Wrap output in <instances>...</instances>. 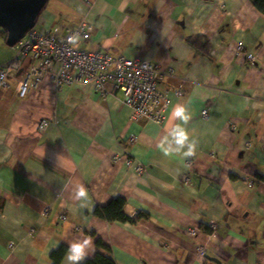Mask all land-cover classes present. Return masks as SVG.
I'll list each match as a JSON object with an SVG mask.
<instances>
[{"label":"crops","instance_id":"0c3cea01","mask_svg":"<svg viewBox=\"0 0 264 264\" xmlns=\"http://www.w3.org/2000/svg\"><path fill=\"white\" fill-rule=\"evenodd\" d=\"M83 22L92 33L76 48L164 71L165 118L130 122L110 85L55 91L45 76L19 99L8 80L0 90V264H52L53 251L83 238L115 264H216L205 256L264 264V15L249 0H48L35 27L62 38ZM14 56L0 38V65ZM177 103L191 112L193 157L156 147ZM42 119L49 125L39 134ZM80 184L83 206L73 199ZM115 198L130 218L148 220L108 225L91 215Z\"/></svg>","mask_w":264,"mask_h":264},{"label":"built area","instance_id":"2783aa9c","mask_svg":"<svg viewBox=\"0 0 264 264\" xmlns=\"http://www.w3.org/2000/svg\"><path fill=\"white\" fill-rule=\"evenodd\" d=\"M62 37L54 32L38 31L35 27L12 49L14 58L0 65V90L7 87L8 80L15 82L14 91L19 99L26 97L36 89L45 76L52 80L55 91L64 86L92 85L97 92H105L107 86L122 95V103L131 115L130 122L150 121L161 123L165 118L167 99L160 92L158 83L164 78V71L154 64L139 58L128 59L124 56L115 57L102 51L80 50L70 44L69 37L76 35L81 42L87 41L92 33L88 23L71 27ZM237 53L243 52L242 44L238 43ZM254 61L252 54L245 56ZM181 96V90H177ZM209 109H202L200 115L207 121ZM49 120L42 119L37 125V132L44 133ZM133 140H130L131 144ZM128 160V159H127ZM132 165L131 160L127 161ZM141 167L136 171L141 173ZM213 230V225L210 226Z\"/></svg>","mask_w":264,"mask_h":264},{"label":"clouds","instance_id":"9594fccd","mask_svg":"<svg viewBox=\"0 0 264 264\" xmlns=\"http://www.w3.org/2000/svg\"><path fill=\"white\" fill-rule=\"evenodd\" d=\"M79 39L73 35L69 37V43L74 44ZM191 112L186 104L177 103L172 108L168 118V124L164 128V135L156 145L164 156H180L182 158L196 155L197 141L190 138L187 125L191 120ZM73 199L80 202L81 206L87 202V189L84 185H77ZM95 253V245L91 238L74 240L69 243L66 254V264H84Z\"/></svg>","mask_w":264,"mask_h":264},{"label":"water","instance_id":"95a60500","mask_svg":"<svg viewBox=\"0 0 264 264\" xmlns=\"http://www.w3.org/2000/svg\"><path fill=\"white\" fill-rule=\"evenodd\" d=\"M48 0H0V31L5 34L4 43L13 48L32 30ZM209 262L219 263L205 256Z\"/></svg>","mask_w":264,"mask_h":264},{"label":"trees","instance_id":"16d2710c","mask_svg":"<svg viewBox=\"0 0 264 264\" xmlns=\"http://www.w3.org/2000/svg\"><path fill=\"white\" fill-rule=\"evenodd\" d=\"M249 1H251L254 8L258 12L264 15V0H249ZM0 38H2L3 41L5 40V34L1 31H0ZM197 39L199 40L200 38ZM189 42L191 43V40H189ZM125 204L126 202L123 198H115L114 200H112L103 207L96 206L91 215L101 221H105L108 225H113L115 223L137 224L141 220H148V215L143 212H139L134 218H130L125 213ZM1 209L2 208H0V210ZM201 229L207 235H211L212 233V229L210 228H205L201 226ZM95 244L98 247L101 248L105 247L107 250H109V248L103 245L99 239L95 241ZM67 250L68 248L66 246L61 245L55 251H53L49 256L52 264H60L64 259V256L67 254ZM84 264H115V262L113 261L112 258L106 255L104 256L99 253H95L93 255V258L86 260Z\"/></svg>","mask_w":264,"mask_h":264},{"label":"rangeland","instance_id":"374dc122","mask_svg":"<svg viewBox=\"0 0 264 264\" xmlns=\"http://www.w3.org/2000/svg\"><path fill=\"white\" fill-rule=\"evenodd\" d=\"M35 29H36V27H35Z\"/></svg>","mask_w":264,"mask_h":264}]
</instances>
